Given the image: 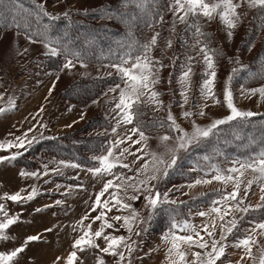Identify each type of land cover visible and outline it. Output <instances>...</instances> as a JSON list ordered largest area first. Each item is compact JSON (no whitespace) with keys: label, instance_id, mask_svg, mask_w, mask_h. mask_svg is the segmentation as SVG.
<instances>
[{"label":"rangeland","instance_id":"obj_1","mask_svg":"<svg viewBox=\"0 0 264 264\" xmlns=\"http://www.w3.org/2000/svg\"><path fill=\"white\" fill-rule=\"evenodd\" d=\"M32 1L39 4L43 3L47 12L57 16L65 12L77 16L80 10H90V8L103 5V3H115L117 0ZM170 3H167V9ZM255 9L249 7L245 0L238 10L242 15L231 36L228 35V31L222 25L219 17L211 20L214 26L212 28L221 38L219 39L221 48L219 53L223 52L221 58H226L225 55L229 57V61H220L218 58L217 62V79L214 91L216 97L221 101L220 104H215L212 99H205L201 94L200 86L203 79L201 73L204 70L202 63L193 64L191 87L187 94V103H184L182 89L178 83L181 69L176 70L174 64L167 63L163 58L160 59L162 54L169 57L174 53L176 49L175 42L181 35L180 31L185 27L184 24L177 22L175 31L172 32L174 17L171 11L168 12L163 21L164 28L158 47L152 53L165 65L159 72L160 83L156 85V90L161 93L160 99L163 101L164 106L157 109L156 105L147 104L146 108L159 116L160 121L166 120L170 110L176 122L189 132L192 130V121L201 126H206L214 120L229 114V110L224 106L223 96L225 83L229 75H233L230 87L236 106L241 110H250L258 114L264 113V100L259 98V94L250 96L246 92L247 89L264 85V80L261 79L257 81L258 83L250 80H238L237 73H232L235 65H231L230 59L231 57L244 64L255 57L263 36L260 35L255 41L248 42L247 40L248 44H244L245 39H247L248 16ZM17 31L19 30L0 25V94L3 95V98L0 99V108H9L8 111L0 114V142L15 140L16 137H21L24 133H27L29 139L33 136L37 139L30 147H27V150L16 148L0 150V156H11L16 151L22 152V155L15 160L0 162V203L6 206L9 216H19L18 222L5 230V234L10 239L6 242L0 240V251H11L22 246L28 236L39 235V240L28 242L25 251L16 258L13 264H67V257L74 250L78 254L75 264H99L100 259H103L105 264H118V256L114 257L108 253H103L97 248H87L84 251L73 248L74 241L80 235H83L84 231L87 230L86 226L92 223V218L100 211V209H97V211L92 212L91 208L105 180L86 170L88 167L95 166V164L88 166L77 162L75 158H64L61 155L55 156L47 153L45 155L40 154L41 151L39 152V149L34 148L35 144L47 136H57V134L63 135L70 132L80 134L83 130L88 136L104 134L109 142H114L118 138H123L129 132L132 125L123 124L115 133L112 132V128L116 126L118 119L116 110H114L115 102L112 98L118 96L119 90L114 93L110 89L120 83L115 69L111 67L113 63L86 62L83 59L71 57V55H62L58 59L52 58L45 54L47 49L43 43H30L23 32L16 35ZM154 31H158V27ZM148 35L149 37L153 35V30ZM169 38L172 40L170 48L165 44V41ZM69 59L72 60L75 67L63 68V64ZM95 77L106 78V81L101 87L93 82L94 85L91 84L88 88L83 86L65 91L71 83L82 78L93 79ZM53 85H55L54 88ZM50 89L51 94H49ZM10 101L14 103V107H10ZM205 104L208 107L205 108ZM201 110L205 112L204 116L199 115ZM184 111H191L194 115L185 118L182 115ZM142 120L145 119L142 118ZM156 128L158 129L148 130L146 133L149 140L145 151L165 154L164 145L159 138L166 133L169 135H173V133L167 128H160L159 126H156ZM29 129H32V131H29ZM137 138L133 137V139ZM206 142L207 140L201 144ZM168 143L173 144L174 141ZM129 146L130 151L135 152L137 147H142V144L132 145L131 141H126L124 144H120L116 151H122L123 148ZM194 147L187 151L181 150L177 165L169 171V175L159 182L152 181L151 183L155 185V190H159L161 193L167 192L169 199L176 201V204L170 207L176 209L179 214L177 219H188L199 231L204 223L209 222L210 218L201 217L198 213L209 211L212 202L219 200L221 194L232 191L233 185L215 180L210 184L201 183L194 187H190V185H193L197 179H211L214 174V167L226 170L232 166L233 160H243L246 157H234L229 156L228 153H220L216 147L211 145L209 151L196 155L194 167L191 169L181 168L179 166L180 161ZM137 155H143V153H137ZM252 155L254 154H250V156ZM165 158H170V154L165 155ZM122 159L130 165V168L118 171L124 172L126 176L133 177L132 183H138V180L145 179L147 175L151 174L150 172L141 173L137 171L145 161H151L152 157L150 155H143L142 160H136L135 156L126 153ZM59 161L75 162L80 164L81 167H61L63 174L60 175L51 171V169L57 167ZM45 165H47V176L43 175L46 170ZM21 171L27 173L38 172L40 175L21 176ZM111 178L107 177V179ZM251 178L252 173L248 172L243 179L246 181ZM116 182L119 183L120 181ZM33 187L38 190L39 194L32 201L13 202L3 199L5 193L14 194L21 189L24 190L22 195H27ZM112 191L114 189H110L109 193L102 197V201L110 199ZM134 194L137 193L133 189H129L127 197ZM120 195L125 198V202L132 204V207L140 213L141 217H147L148 210L144 207L146 202L143 195L137 201L127 200L123 191ZM261 195L258 184H253L252 189L247 192L246 196L245 184L241 185V196L244 197L243 206H255L261 203L259 199ZM56 201L61 203L57 204ZM38 208L42 211H36ZM117 208H113L111 212H108L109 219L117 215L130 214L127 209L118 211ZM85 215H89V218L84 220L83 226H81L79 222ZM235 215L238 219L243 216V220L239 225L241 231H243V229L250 228L252 223L264 220V208L246 214L235 213ZM230 218L227 217L226 219ZM4 219V214L0 212V220ZM169 220V213L161 208L150 225H141L137 222L134 224L132 232L121 226L123 221H112L119 230L105 229V234L130 236L131 240H128L127 243L134 249L129 255L128 250L121 245L119 251L124 252L125 259L120 264H129V262L130 264H169L167 250L170 245L162 240L163 233L169 227ZM219 223L217 221V238L219 237ZM100 224L101 221L92 223V231H96ZM145 227L148 230L141 231ZM46 229H51V231H46ZM137 231H141L139 236L135 235ZM201 234L203 235V233ZM236 235L238 236L240 233L237 232ZM205 238L207 239L206 236ZM234 238V236L228 238L229 245L232 244ZM132 241L136 243L133 244ZM96 242L101 247L106 246V242L102 237L97 239ZM259 243L264 245V237L259 239ZM191 251H199V249L193 248ZM243 255L242 249L229 246L226 249L225 257L221 258V261H218L217 264H237ZM253 255H259L255 246L253 247ZM58 257L60 259H57ZM188 259L192 260L193 257L189 256ZM241 264H253V261L245 258L241 261ZM256 264H259L258 260Z\"/></svg>","mask_w":264,"mask_h":264},{"label":"snow or ice","instance_id":"obj_2","mask_svg":"<svg viewBox=\"0 0 264 264\" xmlns=\"http://www.w3.org/2000/svg\"><path fill=\"white\" fill-rule=\"evenodd\" d=\"M133 2H135L137 8L145 10L146 13L152 11V0H126V3ZM244 2L245 0H171V3L168 5V10L172 12L174 17L171 31H175L177 22L182 23L186 29L192 30L195 40V43L190 45V48L196 50V55L186 58L185 64L181 67V75L178 78L184 103H187V94L191 87L194 62L204 65V70L201 73L203 77L200 86L201 94L205 99H212L215 104L221 103L214 91L217 79V62L220 53L218 49L211 46L208 34L203 31L199 21L201 19L211 21L219 17L222 25L227 29L228 35L231 36L242 15L238 10ZM246 2L249 7L264 11V0H246ZM8 3H11L17 10L22 7L20 0H0V11ZM38 6L44 9L43 3H40ZM43 14L49 16L52 20L59 18L57 15L47 12L46 9H44ZM63 15L67 17L68 13L65 12ZM155 20V17H151L145 22V26L152 29ZM159 20L163 21V16H160ZM5 27L18 29L19 31L16 32V35L23 32L30 43H43L47 49L45 54L50 57H56L62 53L66 56L72 55L74 58L78 57V54L73 53L70 48L65 46L62 39L50 36L48 27L44 28L43 31H40L39 28L33 31L27 19L21 18L17 20L15 17L12 23L6 24ZM160 38L161 33L153 29V35L142 43L137 41L134 48L126 52L123 57H119L117 62L111 65L115 69L117 78L120 81L114 88L110 89L114 93L119 90L118 96H113L112 98L115 102L114 110H116V117H118L116 126L112 128V132L115 133L121 124L132 125V127L123 138H118L114 142L103 145L100 154L90 158L95 166L88 167L86 170L94 176L105 180L91 208L92 212L100 209L99 213L92 218V223L101 221V224L94 232L92 231V223L88 224L86 226L87 230L84 231L83 235H80L74 241L73 248L79 251H84L87 248H97L103 253H108L114 257L118 256V264H120L125 259L124 252L119 251L121 245L128 250L129 255L134 251L132 246L127 243L128 240H131V237L116 236L111 233L105 234V229L118 231L119 229L116 228V225L112 221H123L121 226L125 227L129 232H132L133 226L137 222L141 225H150L160 209L163 208L170 216L169 227L162 235L163 242L170 245L167 250L169 264H217L218 261H221V258L225 257L226 249L229 246L235 249H242L244 252V255L241 256L237 264H241V261L245 258L251 259L253 264H256L257 260L259 264H264V245L259 243V239L264 237V220L254 222L250 228L241 231L239 225L243 220V216L238 219L235 215V213L246 214L250 211L264 208V150L243 160H233L232 166L226 170L214 167V174L211 179H197L193 185H190V187H194L201 183L210 184L213 180L220 181L224 184L231 183L233 185L232 191L221 194L219 200L212 202V207L209 211H201L198 213L201 217L210 218L209 222L204 223L199 231L188 219L178 220L177 215L179 214L176 212V209L170 207L171 205H175L176 201L170 200L167 192L161 193L159 190H155V185L151 183L152 181L159 182L169 175V171L177 165L181 150L187 151L194 146H199L212 137L221 125L258 114L250 110H241L236 106L230 87L233 75H229L225 83L223 96L224 106L229 110L228 115L216 119L206 126H201L196 124L195 121H192L193 126L190 132L176 122L170 110L164 121H152L151 123L143 121L141 117L143 116V109L147 104H154L157 109L164 106L163 101L160 99L161 93L156 90V85L160 83L159 72L165 65L159 58L154 57L152 54L153 50L158 47ZM165 44L170 48L172 46V40L170 38L167 39ZM236 62L239 63L238 60ZM62 67L71 68L75 67V65L69 59L66 60ZM240 67L243 68L245 66L241 64ZM238 71L239 69L237 68L232 69L233 74H236ZM54 87L55 85H53ZM246 92L250 96L259 94V98L264 100V85L247 89ZM49 94H51V89ZM2 98L3 95L0 94V99ZM9 103L10 107H14L13 102L10 101ZM204 107L206 108L208 105L205 104ZM8 110L9 108H0V114ZM182 115L185 118H190L194 113L184 111ZM199 115L204 116L205 112L201 110L199 111ZM156 126L167 128L173 133V135L166 133L159 138L164 145L165 154L145 151L148 147L147 141L149 140V136L146 133L150 127L154 128ZM29 131H32V129H29ZM134 136L138 138L133 139ZM36 139L35 136L29 139L27 133H24L23 136L16 137L15 140L0 142V150L12 148L27 150V147H30ZM126 141H131L132 145L142 144V147H137L135 152L130 151V146L117 152L116 149L118 146L124 144ZM170 141H174V143L169 144L168 142ZM126 153L135 156L136 160H142L143 155H150L152 157L151 161H145L137 171L141 173L150 172L151 174L147 175L145 179L138 180V183H132L133 177L126 176L124 172L118 171L120 169L130 168V165L122 159ZM137 153H143V155H137ZM168 154H170V158L166 159L165 155ZM20 155H22V152L16 151L11 156H0V162L15 160ZM61 167L80 168L81 165L75 162L59 161L57 167L51 169V171L62 175ZM45 169L43 175L47 176V165H45ZM248 172L252 173V178L245 181L243 178ZM20 175L38 176L40 173L21 171ZM107 177L112 178L107 179ZM116 181L120 182L117 183ZM45 182L47 183V181ZM242 184H245V196L252 189L253 184H258L260 186V192L262 193L259 197L261 203L255 206H243L244 197L241 196ZM110 189H114L110 193V199H104L102 201V197L106 193H109ZM129 189H133L137 194L127 197ZM121 191L125 193L127 200L130 201H137L141 195L144 196L146 202L144 207L148 210L146 218L141 217L140 213L132 207L131 203L125 202V198L120 195ZM22 192H24L23 189L14 194L5 193L3 199L13 202L32 201L39 194L35 187L27 195H22ZM56 203L59 204L61 202L56 201ZM113 208H117L118 211L127 209L130 214L125 216L117 215L109 219L108 212H111ZM36 211L39 212L42 209L38 208ZM0 212L5 216L4 220H0V240L6 242L10 238L5 234V230L16 224L19 216H9L6 206L2 203H0ZM227 217L231 218L226 219ZM88 218L89 215L82 217L79 222L81 226H83V221ZM217 221L220 222L218 238ZM147 230V227H145L141 231ZM46 231H51V229H46ZM141 231H137L135 235L139 236ZM237 232L240 235L237 236ZM230 236L235 237L231 245L228 243ZM101 237L106 242L105 247H101L96 242ZM39 239V235L28 236L22 246L11 251H0V264H13L16 258L25 251L28 242ZM132 243L134 244L136 242L132 241ZM254 246L257 248L258 256L253 255ZM193 248L199 249V251H191ZM189 256H192L193 259L189 260ZM57 259L60 258L58 257ZM77 259L78 254L74 250L67 257V264H75ZM99 264H105L104 260L100 259Z\"/></svg>","mask_w":264,"mask_h":264},{"label":"trees","instance_id":"obj_3","mask_svg":"<svg viewBox=\"0 0 264 264\" xmlns=\"http://www.w3.org/2000/svg\"><path fill=\"white\" fill-rule=\"evenodd\" d=\"M170 1L152 0V11L146 13L145 10L137 8L135 2L126 3V0H117L115 3H103V5L96 8H90V10H80L77 16L68 13L67 17L62 14L58 16V19L52 20L49 16L43 14L44 9L38 6L39 3L32 0H20L22 7L18 10L11 3H8L0 11V25L11 24L14 17L17 20L24 18L28 20L33 31L37 28L43 31L44 28L48 27L50 36L62 39L66 47L70 48L73 53L78 54L76 59L80 58L86 62L115 63L119 57H123L126 52L134 48L137 41L144 42L153 29L155 30L158 27V32L162 35L163 21L167 13L170 12L167 9V3H170ZM160 16H163V21L159 20ZM151 17L156 18L152 29L145 26V22ZM199 23L203 31L208 34L211 46L220 50L219 39L221 38L212 28L214 27L212 22L201 19ZM246 30L248 32L244 44H248L251 40L255 41L262 35L260 47L255 57L244 64L237 63L236 60L230 57L231 65L234 64V68L239 69L237 72L238 80H250L258 83L257 81L264 80V11L256 8L255 11L250 13ZM180 34L175 42L176 49L174 53L169 57L165 54L160 56V59L163 58L167 63L174 64L176 70L181 69L188 56L196 55V50L190 48V45L195 43L192 30L184 27ZM62 55L65 54L62 53L54 58H61ZM222 55L223 52L219 55L220 61H229L228 55H225L227 59L221 58ZM71 57L73 56L71 55ZM241 64L245 67L241 68ZM105 81L106 78H82L71 83L65 91L83 86L88 88L93 82L101 87ZM142 118L145 119L146 123L160 121L159 116L153 114L146 107L143 109ZM156 129L158 128H149L150 131ZM107 143H109V139L104 134L88 136L82 130L80 134L70 132L69 134L47 136L35 144L34 148L39 149L40 154L45 155L47 153L55 156L61 155L64 158H75L77 162L90 166L94 165L90 158L99 154L101 147ZM211 145L216 147L218 152L228 153L229 156L234 157L247 158L250 154L264 150V113L219 126V129L206 143L194 147L191 152H188L180 161L179 166L184 169H191L195 165L196 155L209 151Z\"/></svg>","mask_w":264,"mask_h":264}]
</instances>
